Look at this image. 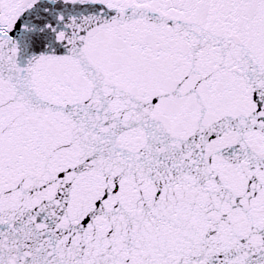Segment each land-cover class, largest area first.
<instances>
[{"label":"snow or ice","instance_id":"obj_1","mask_svg":"<svg viewBox=\"0 0 264 264\" xmlns=\"http://www.w3.org/2000/svg\"><path fill=\"white\" fill-rule=\"evenodd\" d=\"M0 264H264V0H0Z\"/></svg>","mask_w":264,"mask_h":264}]
</instances>
